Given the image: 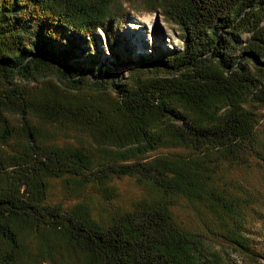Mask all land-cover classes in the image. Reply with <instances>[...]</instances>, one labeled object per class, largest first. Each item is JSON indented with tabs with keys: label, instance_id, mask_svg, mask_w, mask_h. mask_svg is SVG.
Returning <instances> with one entry per match:
<instances>
[{
	"label": "trees",
	"instance_id": "1",
	"mask_svg": "<svg viewBox=\"0 0 264 264\" xmlns=\"http://www.w3.org/2000/svg\"><path fill=\"white\" fill-rule=\"evenodd\" d=\"M114 1L0 0V264H22L37 237L50 246L45 229L83 264L220 263L164 206L126 210L103 226L48 202L49 179L64 175L84 183L135 176L166 195L208 187L231 222L229 243L253 254L238 205L220 196L216 179L224 164L253 157L264 168L255 109L264 107V0H154L182 48L139 55L121 80L96 60L84 67L74 49L76 37L89 47L97 29L121 18ZM51 76L64 94L87 88L94 97L33 92ZM90 97L96 103L83 105ZM40 124L79 132L89 147L48 143ZM159 148L183 151L151 157Z\"/></svg>",
	"mask_w": 264,
	"mask_h": 264
},
{
	"label": "rangeland",
	"instance_id": "2",
	"mask_svg": "<svg viewBox=\"0 0 264 264\" xmlns=\"http://www.w3.org/2000/svg\"><path fill=\"white\" fill-rule=\"evenodd\" d=\"M110 10H121V18L112 22L105 30L97 29L94 35L95 44L85 47L83 41L76 37L78 46L85 48V53L74 49L78 54L76 60L84 67L92 68L93 60L98 66H106L111 76L123 79L127 75L128 62L136 60L139 55L154 59L168 50L181 49L180 31L163 13L159 2L154 0H115ZM246 35H243L245 37ZM98 70H95L97 72ZM55 77H47L46 81L37 84L33 90L51 95L56 92L58 100L67 98H87L93 93L82 89L74 95L69 90L64 94V85L57 84ZM35 86V85H34ZM61 92V93H60ZM77 96V97H76ZM94 97V96H93ZM85 101L83 105L96 103L97 97ZM84 102V101H83ZM257 148L264 153V107L256 106ZM37 128L44 140L58 147H89L87 139L79 137L80 133L57 126H41ZM183 151L178 148H159L150 153L168 154ZM223 166V165H222ZM208 184V183H207ZM206 185V184H205ZM220 196L228 195L238 205L242 236L248 241L253 254L235 248L225 235L222 208L215 207L216 195L208 194V187L188 188L183 193L177 191L164 194L157 190L149 181L139 180L135 176L111 177L105 181L84 183L67 175L49 179L47 201L60 202L67 208L80 209L86 212L90 221L103 226L123 211L144 205H161L167 208L174 220L195 235L203 245L216 257L219 264H264V168L258 158H252L248 165H227L220 169L216 179ZM219 215V217L217 216ZM235 216V215H234ZM49 236L50 246L44 245L40 237L35 238L24 256L22 264H83L85 258L71 246L61 235L44 230ZM33 234H31L32 236ZM41 242H40V241Z\"/></svg>",
	"mask_w": 264,
	"mask_h": 264
}]
</instances>
